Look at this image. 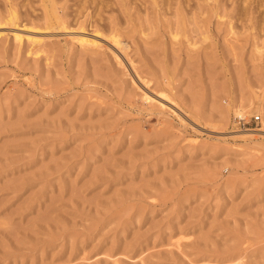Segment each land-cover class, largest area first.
Listing matches in <instances>:
<instances>
[{
	"label": "rangeland",
	"instance_id": "obj_1",
	"mask_svg": "<svg viewBox=\"0 0 264 264\" xmlns=\"http://www.w3.org/2000/svg\"><path fill=\"white\" fill-rule=\"evenodd\" d=\"M164 2L0 0V264H264V0Z\"/></svg>",
	"mask_w": 264,
	"mask_h": 264
},
{
	"label": "bare ground",
	"instance_id": "obj_2",
	"mask_svg": "<svg viewBox=\"0 0 264 264\" xmlns=\"http://www.w3.org/2000/svg\"><path fill=\"white\" fill-rule=\"evenodd\" d=\"M166 1L167 0H165V4H166ZM183 1V0H182ZM188 1H190V0H188ZM169 3V2H168ZM185 4V3H184ZM183 4V5H184ZM168 5V4H167ZM169 5H170V3H169ZM181 7H182V5L180 6V9H181ZM184 10V9H183ZM182 11V10H181ZM178 12H180V10H178ZM180 13H182V12H180ZM179 14V13H178ZM46 15H47V22H49L50 24H52V23H54V22H56L57 24H59V25H62L63 24V21L61 20V17L58 15V13L56 12V10L53 8V7H51L50 9H49V11H47L46 12ZM16 18H17V16H16V13L15 12H11L7 17H6V20L7 21H9V22H15L16 21ZM186 21V20H185ZM232 29V28H231ZM183 30V29H182ZM177 31V30H176ZM110 32H111V39H112V41L114 42V44L117 46L116 48L118 49H124L125 47H126V45L127 44H124V42L122 41V39H121V37H120V33H119V30L117 29V28H115V27H111V29H110ZM15 39L16 40H21V37L20 36H15ZM29 42H30V45H32V46H35V45H37L38 44V42H40V41H38V40H35V39H31V38H28L27 39ZM80 44H82V45H85V46H93L94 45V43L93 42H91V41H89V40H87L86 38H82V39H80ZM257 47V46H256Z\"/></svg>",
	"mask_w": 264,
	"mask_h": 264
},
{
	"label": "built area",
	"instance_id": "obj_3",
	"mask_svg": "<svg viewBox=\"0 0 264 264\" xmlns=\"http://www.w3.org/2000/svg\"><path fill=\"white\" fill-rule=\"evenodd\" d=\"M235 118H236V123L238 124L242 123L245 119L244 115H238V117Z\"/></svg>",
	"mask_w": 264,
	"mask_h": 264
}]
</instances>
